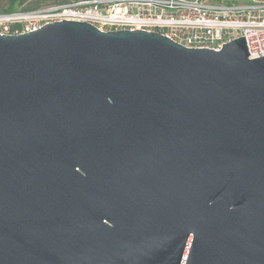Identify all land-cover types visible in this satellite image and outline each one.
Here are the masks:
<instances>
[{
  "label": "water",
  "instance_id": "1",
  "mask_svg": "<svg viewBox=\"0 0 264 264\" xmlns=\"http://www.w3.org/2000/svg\"><path fill=\"white\" fill-rule=\"evenodd\" d=\"M0 264H264V57L0 35Z\"/></svg>",
  "mask_w": 264,
  "mask_h": 264
},
{
  "label": "built area",
  "instance_id": "2",
  "mask_svg": "<svg viewBox=\"0 0 264 264\" xmlns=\"http://www.w3.org/2000/svg\"><path fill=\"white\" fill-rule=\"evenodd\" d=\"M65 19L101 32H155L185 48L217 52L245 37L251 59L264 57V0H68L0 12V35H26Z\"/></svg>",
  "mask_w": 264,
  "mask_h": 264
},
{
  "label": "rangeland",
  "instance_id": "3",
  "mask_svg": "<svg viewBox=\"0 0 264 264\" xmlns=\"http://www.w3.org/2000/svg\"><path fill=\"white\" fill-rule=\"evenodd\" d=\"M68 2V0H30V2L21 3L20 0H0V12H6L10 8L13 7H23V8H30V7H44L45 5L49 4H63Z\"/></svg>",
  "mask_w": 264,
  "mask_h": 264
},
{
  "label": "trees",
  "instance_id": "4",
  "mask_svg": "<svg viewBox=\"0 0 264 264\" xmlns=\"http://www.w3.org/2000/svg\"><path fill=\"white\" fill-rule=\"evenodd\" d=\"M15 1L16 0H14V3H15ZM20 2L21 3H24V2H30V0H20ZM42 7V6H41ZM41 7H30V8H23V10H25V11H30V10H36V9H38V8H41ZM19 8H21V7H16L15 9H13V7L12 8H10L8 11H6V12H4V13H13V12H15L17 9H19Z\"/></svg>",
  "mask_w": 264,
  "mask_h": 264
}]
</instances>
